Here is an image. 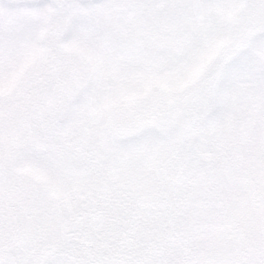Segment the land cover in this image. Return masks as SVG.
<instances>
[{"label":"snow or ice","instance_id":"1","mask_svg":"<svg viewBox=\"0 0 264 264\" xmlns=\"http://www.w3.org/2000/svg\"><path fill=\"white\" fill-rule=\"evenodd\" d=\"M0 264H264V0H0Z\"/></svg>","mask_w":264,"mask_h":264}]
</instances>
